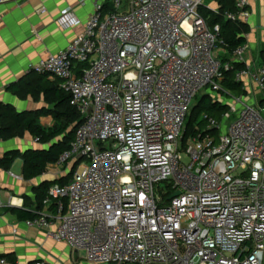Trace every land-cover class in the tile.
Wrapping results in <instances>:
<instances>
[{
  "label": "built area",
  "instance_id": "built-area-1",
  "mask_svg": "<svg viewBox=\"0 0 264 264\" xmlns=\"http://www.w3.org/2000/svg\"><path fill=\"white\" fill-rule=\"evenodd\" d=\"M204 1L96 3L80 35L30 68L60 81L82 123L41 173H69L42 201L55 214L38 213L28 228L91 264H264V67L247 60V43L227 60ZM254 1L236 0L224 19L247 24ZM58 23L79 24L70 9ZM232 62L244 66L235 80L252 103L221 87ZM204 89L233 104L185 137Z\"/></svg>",
  "mask_w": 264,
  "mask_h": 264
},
{
  "label": "crops",
  "instance_id": "crops-1",
  "mask_svg": "<svg viewBox=\"0 0 264 264\" xmlns=\"http://www.w3.org/2000/svg\"><path fill=\"white\" fill-rule=\"evenodd\" d=\"M82 1L11 0L0 4V103L13 106L17 112L46 108L43 97L21 100L8 90V86L27 75L33 65L64 50L82 33L95 4L103 5L108 0ZM67 9L71 10L79 23L77 26L65 28L59 25L62 13ZM42 10L45 12L41 13ZM251 12L253 14L246 24L249 27L246 36L249 48L247 60L258 61L260 45L264 41V0H255ZM39 123L48 128L53 120L50 116H43ZM36 149H42V146L29 134L0 141V157L11 152L23 154ZM22 170L21 158L16 159L9 169L0 167V257L17 264H32L38 260L49 264H91L85 260L82 252L71 250L65 243L48 240L45 229L28 228L26 221L11 212L21 209L36 216L40 212L53 216L54 207H43L36 195L45 183L49 187L55 183H65L69 173L60 177L40 174L27 180ZM56 226L54 222L50 229L54 230Z\"/></svg>",
  "mask_w": 264,
  "mask_h": 264
},
{
  "label": "trees",
  "instance_id": "trees-1",
  "mask_svg": "<svg viewBox=\"0 0 264 264\" xmlns=\"http://www.w3.org/2000/svg\"><path fill=\"white\" fill-rule=\"evenodd\" d=\"M213 1L218 12L206 7V5H203L199 11L209 27L219 25L221 38L227 45L229 53L227 60H229L232 51L246 43L249 27L243 23L227 21L223 17L225 12L236 10V0ZM102 7L110 8V0ZM262 44L263 46L258 53V63L264 67V41ZM243 68L242 64L232 62L229 71L224 72V79L221 83L222 89L236 96L245 95L242 84L235 80V72ZM8 90L21 100L27 98L36 100L43 97L46 105V108L38 111L17 112L13 106L0 103V141L22 138L25 134H29L42 146V149L28 150L23 154L18 152L7 153L0 157V167L9 169L16 159L21 158L23 177L31 180L39 177L48 164L54 163L63 152L69 149L74 140L76 129L82 123V118L70 106L69 96L60 88L59 80H49L48 76L38 74L33 70H30L18 82L9 85ZM227 106L221 101L211 99L210 95L201 96L187 116L185 137L207 132V124L202 117L206 115L220 122ZM43 116L52 118L51 127L45 128L39 123V119ZM198 117H201V120L197 122ZM48 188L49 184L47 183L40 187L36 195L39 204H42ZM11 212L23 221L36 218V215L26 210L13 209Z\"/></svg>",
  "mask_w": 264,
  "mask_h": 264
},
{
  "label": "rangeland",
  "instance_id": "rangeland-1",
  "mask_svg": "<svg viewBox=\"0 0 264 264\" xmlns=\"http://www.w3.org/2000/svg\"><path fill=\"white\" fill-rule=\"evenodd\" d=\"M204 3L207 6H209V7H212V8L216 7V5H215L213 0H205ZM262 46H263V44L261 43L260 47L262 48ZM253 57L254 58L256 57L255 53L253 54ZM246 82H248V81H246ZM247 85L250 86L251 84L248 82ZM205 94L210 95L211 99L221 101L222 103H225L226 105L233 104V100L231 98H229V97H226L224 92H216V91H211V90H208V89H204L203 91H200L197 94L195 100L192 103L191 109H192L193 106H195L198 103V99L201 96L205 95ZM241 96H244V102L252 103V97L247 92H246L245 95H241ZM191 109H190V111H191ZM187 119H188V117H187ZM187 119H186V121H187ZM200 120H201V117H198L197 122L200 121Z\"/></svg>",
  "mask_w": 264,
  "mask_h": 264
}]
</instances>
